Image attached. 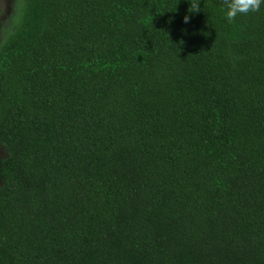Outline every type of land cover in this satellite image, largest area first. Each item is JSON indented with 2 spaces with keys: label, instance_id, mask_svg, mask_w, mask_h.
<instances>
[{
  "label": "trees",
  "instance_id": "16d2710c",
  "mask_svg": "<svg viewBox=\"0 0 264 264\" xmlns=\"http://www.w3.org/2000/svg\"><path fill=\"white\" fill-rule=\"evenodd\" d=\"M190 2L13 0L0 264H264V4Z\"/></svg>",
  "mask_w": 264,
  "mask_h": 264
},
{
  "label": "clouds",
  "instance_id": "9594fccd",
  "mask_svg": "<svg viewBox=\"0 0 264 264\" xmlns=\"http://www.w3.org/2000/svg\"><path fill=\"white\" fill-rule=\"evenodd\" d=\"M264 4V0H223L225 16L229 22L235 21L239 15H247L250 12H258ZM200 0H191L189 13H198L200 11ZM184 22H190V16H184Z\"/></svg>",
  "mask_w": 264,
  "mask_h": 264
},
{
  "label": "rangeland",
  "instance_id": "374dc122",
  "mask_svg": "<svg viewBox=\"0 0 264 264\" xmlns=\"http://www.w3.org/2000/svg\"><path fill=\"white\" fill-rule=\"evenodd\" d=\"M13 0H0V40L6 34L9 27L10 15L12 12L11 5ZM5 150L0 146V158L4 157Z\"/></svg>",
  "mask_w": 264,
  "mask_h": 264
},
{
  "label": "flooded vegetation",
  "instance_id": "af4514ba",
  "mask_svg": "<svg viewBox=\"0 0 264 264\" xmlns=\"http://www.w3.org/2000/svg\"><path fill=\"white\" fill-rule=\"evenodd\" d=\"M5 155H6V154H5ZM5 155H4V156H5Z\"/></svg>",
  "mask_w": 264,
  "mask_h": 264
}]
</instances>
